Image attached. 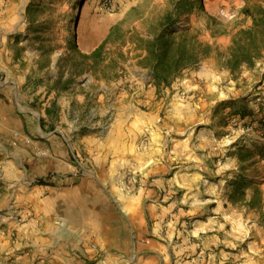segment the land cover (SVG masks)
I'll return each mask as SVG.
<instances>
[{
  "label": "rangeland",
  "instance_id": "374dc122",
  "mask_svg": "<svg viewBox=\"0 0 264 264\" xmlns=\"http://www.w3.org/2000/svg\"><path fill=\"white\" fill-rule=\"evenodd\" d=\"M209 1L0 0V81L17 117L0 119V141L44 170L46 152L58 150L52 162L67 159L73 170L36 181L56 185L92 178L84 141L116 129L128 165H117L115 182L143 193L145 208L180 229L164 228L167 243L185 241L193 264H264V0H225L216 9ZM254 18L257 31L240 34ZM183 29L199 55L160 81L157 38ZM9 194L0 186V264L100 259L95 243L94 258L69 262L32 239L30 229L61 228L64 218L47 223Z\"/></svg>",
  "mask_w": 264,
  "mask_h": 264
},
{
  "label": "crops",
  "instance_id": "0c3cea01",
  "mask_svg": "<svg viewBox=\"0 0 264 264\" xmlns=\"http://www.w3.org/2000/svg\"><path fill=\"white\" fill-rule=\"evenodd\" d=\"M222 1L225 0H211L209 3L212 9H216ZM7 96L5 85L0 81V119L3 121L9 120V116L17 118L15 105L6 102ZM15 140L14 144L22 145V139ZM124 140L120 132L111 128L110 131L103 129L99 136H90L84 141V148L92 158L93 173L96 175L103 169L109 175L108 179L94 175L92 178H80L77 182L65 180L56 185H43L36 181L48 173L57 174L52 178L55 181L58 176H63L61 172L73 170L67 159L52 162L51 158L56 160L58 150L46 152L51 158L46 159L44 165L47 169L44 170L38 163L27 167V156L21 147L11 153L5 146L6 142L0 141V153L5 154L0 156V186L10 191L13 206L29 208L45 220L52 215L64 218L65 224L61 228L37 226L29 233H33L32 239H38L45 248L54 250L69 262L79 256L88 260L94 258L97 249L93 250L91 246L95 243L102 255L91 264H193L191 260L194 258L186 252L191 246L185 245L184 241L175 245L173 251L175 246L160 236L164 228L167 235L176 230L180 232V229L171 223L168 226L162 224L164 219L152 205L145 208L143 193H125L115 182L113 175L117 165H128L125 164L127 156L117 151V146ZM106 186L110 187L111 193L103 192ZM44 192L48 195L43 197L46 204L42 207L41 194ZM148 217L152 224H148ZM146 234L151 237L148 239ZM2 248L0 245L1 251ZM59 248L68 251L61 253ZM78 263L86 264L84 260Z\"/></svg>",
  "mask_w": 264,
  "mask_h": 264
},
{
  "label": "trees",
  "instance_id": "16d2710c",
  "mask_svg": "<svg viewBox=\"0 0 264 264\" xmlns=\"http://www.w3.org/2000/svg\"><path fill=\"white\" fill-rule=\"evenodd\" d=\"M171 18V15H167L165 21L169 23ZM260 22V20L254 18L253 26L246 30H240L239 33L253 35L260 26ZM175 33L177 34L176 38H168L165 34H162L161 38L159 36L157 38L164 49L162 57L160 56L155 61V74L160 81L164 80V76L167 77L170 74L168 70L172 71L171 68H173L175 72L179 71L194 61L199 55V46H192L189 41L192 38H188L189 29L175 30ZM98 51L99 49H96L95 52ZM253 57L251 55L250 59L253 60Z\"/></svg>",
  "mask_w": 264,
  "mask_h": 264
}]
</instances>
